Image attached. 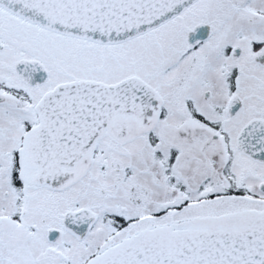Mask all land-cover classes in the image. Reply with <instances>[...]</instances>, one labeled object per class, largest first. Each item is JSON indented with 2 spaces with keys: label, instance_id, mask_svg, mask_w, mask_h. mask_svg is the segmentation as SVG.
<instances>
[{
  "label": "snow or ice",
  "instance_id": "6c2138e0",
  "mask_svg": "<svg viewBox=\"0 0 264 264\" xmlns=\"http://www.w3.org/2000/svg\"><path fill=\"white\" fill-rule=\"evenodd\" d=\"M0 264H264V0H0Z\"/></svg>",
  "mask_w": 264,
  "mask_h": 264
}]
</instances>
